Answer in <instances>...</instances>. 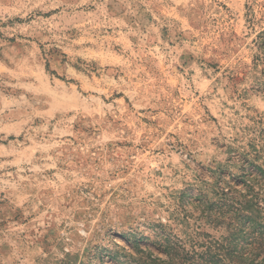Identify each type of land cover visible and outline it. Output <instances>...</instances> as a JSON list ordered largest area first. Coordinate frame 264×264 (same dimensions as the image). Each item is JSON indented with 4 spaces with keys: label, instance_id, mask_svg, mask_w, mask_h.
Masks as SVG:
<instances>
[{
    "label": "rangeland",
    "instance_id": "374dc122",
    "mask_svg": "<svg viewBox=\"0 0 264 264\" xmlns=\"http://www.w3.org/2000/svg\"><path fill=\"white\" fill-rule=\"evenodd\" d=\"M260 217L264 0H0V264H264Z\"/></svg>",
    "mask_w": 264,
    "mask_h": 264
},
{
    "label": "trees",
    "instance_id": "16d2710c",
    "mask_svg": "<svg viewBox=\"0 0 264 264\" xmlns=\"http://www.w3.org/2000/svg\"><path fill=\"white\" fill-rule=\"evenodd\" d=\"M253 200H242L241 202H237L239 208L236 209V214L227 216V218L235 224V226L240 227V225L246 219H252V215L248 213L247 208L255 204L252 203ZM255 216V215H254ZM259 217V216H255ZM264 220V217H260ZM237 231V230H236ZM235 232V231H234ZM161 238V236H158ZM255 241L250 246V252L255 251L256 254L261 252L264 253V242ZM156 242L157 247L162 250V252L166 255L165 259H161L156 257L154 259H150L146 264H245L246 256H244V252L237 250V245L228 243H216L208 244L202 250H197L196 245L194 244L190 248H186L180 244L170 245L169 242ZM252 250V251H251ZM158 260V261H157Z\"/></svg>",
    "mask_w": 264,
    "mask_h": 264
}]
</instances>
